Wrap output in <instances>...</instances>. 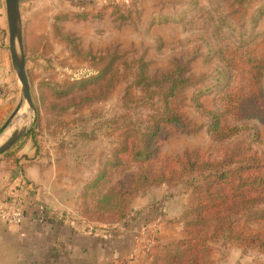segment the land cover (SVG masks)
Returning a JSON list of instances; mask_svg holds the SVG:
<instances>
[{"label":"rangeland","instance_id":"rangeland-1","mask_svg":"<svg viewBox=\"0 0 264 264\" xmlns=\"http://www.w3.org/2000/svg\"><path fill=\"white\" fill-rule=\"evenodd\" d=\"M44 2V8L50 11V22L40 21L41 36L27 38L24 49L34 109L21 102L18 113L0 132V144L27 119L28 125H33L31 132H37L40 141H46L48 147L52 142L56 144L51 154L59 158L56 165L59 173L75 182L80 202L77 208L85 185L112 158L128 128L110 120L129 116L134 110L144 111L136 107V102L141 97L147 98L151 90L144 91L131 83V79L135 81L134 72L125 68L121 71L118 67L124 63L125 67L135 69L139 59L146 63L147 79L177 66L186 69L189 79L175 102L186 119V128L166 135L157 159L149 163L151 169L157 170L161 164L166 170L177 171L178 160L183 161L185 155L194 153L201 157L224 154L251 157L264 167V102L260 91L264 89V0H116L111 3L101 0L89 10L97 12L105 5L101 17L86 20L64 18L63 14L54 13L51 0ZM108 58L112 61L111 70L121 71L113 78L112 91L106 97L78 102L90 91L103 90L107 75H96L106 66ZM228 67L233 70L231 80L236 87H250L253 91L258 117L247 123L258 130L256 142L246 132L229 140L213 139L208 131V118L194 110L192 96L201 89L200 102L216 111L213 85L224 83ZM17 87H12L10 113L19 103V83ZM129 100L133 103H128ZM6 152L0 155V188L18 177L13 159ZM244 152L249 157L242 156ZM126 165L121 173L115 174L113 186L131 179L136 164L129 161ZM168 191L174 195L166 201ZM187 195L184 185L163 184L151 188L148 197L137 196L132 200L131 215H143L147 220L145 209H153V221H157L154 225L144 223L143 230L147 229L153 241L148 239L151 241L132 257H138L133 264H162L167 251L160 247L155 255L153 246L187 236L179 221ZM75 216L80 219L76 212ZM118 224H107L105 230L115 236L113 230ZM239 227L247 235H264V225L251 224L246 216L241 218ZM212 247V258L220 264V252L215 245ZM247 252L252 260L257 257L264 264V253L243 243L229 246L224 264H230L231 254L242 261Z\"/></svg>","mask_w":264,"mask_h":264},{"label":"trees","instance_id":"trees-1","mask_svg":"<svg viewBox=\"0 0 264 264\" xmlns=\"http://www.w3.org/2000/svg\"><path fill=\"white\" fill-rule=\"evenodd\" d=\"M104 6L97 12L69 11L62 17L74 20L100 18ZM107 62L96 75H107L103 90L90 91L78 102L106 97L115 86L113 78L124 68L134 72L135 81L131 79V83L144 91L151 90V94L136 102V107L144 108L142 113L134 110L129 116H116L110 120L118 123L117 126L127 125L128 128L112 158L104 163L94 180L85 185L81 205L75 210L80 219L104 227L121 223L131 216L135 197H148L151 188L163 184L167 187L184 185L188 195L179 221L187 236L153 246L154 254L160 247L166 249L167 256L161 259L162 264H217L212 258L213 245L220 252V264L228 260V248L232 243L257 247L264 253V235H247L239 227L243 216L251 224L264 225V167L259 161L235 154L201 157L194 153L185 155L183 161L178 160L177 171L166 170L161 164L157 170L150 168L149 163L157 159L160 144L166 135L186 128V119L175 104L188 85L186 69L177 66L147 79L146 63L142 59L137 61L135 69L120 64L121 71H112V61L108 58ZM232 71L228 67L224 83L213 85L216 111L207 109L200 102L201 89L192 96L194 110L199 116L208 118V131L213 139L229 140L246 132L256 142L259 139L258 130L247 123V120L258 117L253 91L250 87H236L231 80ZM260 91L264 102V89ZM127 102L133 103L130 100ZM30 135L35 138L39 134L33 131ZM5 154L18 166L16 149L12 148ZM241 155L248 156L245 152ZM129 161L136 164L131 179L113 186L115 174L121 173ZM17 175L22 176L21 171ZM168 192L166 201L174 195Z\"/></svg>","mask_w":264,"mask_h":264},{"label":"crops","instance_id":"crops-1","mask_svg":"<svg viewBox=\"0 0 264 264\" xmlns=\"http://www.w3.org/2000/svg\"><path fill=\"white\" fill-rule=\"evenodd\" d=\"M51 1L54 13L64 14L89 11L101 0ZM19 4L26 49L27 38L41 36L40 21L50 22V11L44 8V0H19ZM17 84L9 51L5 0H0V125L9 116L12 87L15 85L17 89ZM15 145L18 166L14 172L21 171L22 176L3 183L0 199L18 203L26 216L20 224L0 222V264H108L109 261L133 264L138 257H132L153 241L147 229L143 230L144 223H157L153 221V209H145L147 220L143 215H131L117 225L112 236L114 234L107 232L106 227L75 216L80 203L75 182L59 173L56 167L59 158L51 154L55 143L48 147L46 141H40L38 136L32 138L29 133ZM66 162L68 164V158ZM70 163L73 168V162ZM19 183V188L14 189ZM144 237L147 240L144 241ZM251 258L249 252L243 254L242 261L231 254L230 264H260L257 257Z\"/></svg>","mask_w":264,"mask_h":264},{"label":"water","instance_id":"water-1","mask_svg":"<svg viewBox=\"0 0 264 264\" xmlns=\"http://www.w3.org/2000/svg\"><path fill=\"white\" fill-rule=\"evenodd\" d=\"M5 12L8 27V44L11 62L17 83L20 84V99L16 107L0 126V132L10 123L11 119L18 113L21 102L25 101L31 110L34 109L30 83L25 66V52L22 37L21 9L19 0H5ZM28 117V115H27ZM33 129V125H28L25 119L16 127L9 137L0 144V155L11 149L24 136Z\"/></svg>","mask_w":264,"mask_h":264},{"label":"built area","instance_id":"built-area-1","mask_svg":"<svg viewBox=\"0 0 264 264\" xmlns=\"http://www.w3.org/2000/svg\"><path fill=\"white\" fill-rule=\"evenodd\" d=\"M25 212L18 203L9 199H0V222L20 224L25 219Z\"/></svg>","mask_w":264,"mask_h":264},{"label":"bare ground","instance_id":"bare-ground-1","mask_svg":"<svg viewBox=\"0 0 264 264\" xmlns=\"http://www.w3.org/2000/svg\"><path fill=\"white\" fill-rule=\"evenodd\" d=\"M27 113V112H26ZM24 114V113H23Z\"/></svg>","mask_w":264,"mask_h":264}]
</instances>
